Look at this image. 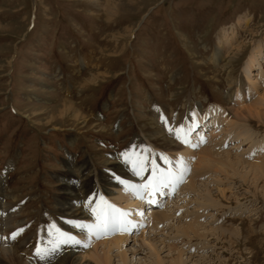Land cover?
<instances>
[{"label":"rangeland","instance_id":"374dc122","mask_svg":"<svg viewBox=\"0 0 264 264\" xmlns=\"http://www.w3.org/2000/svg\"><path fill=\"white\" fill-rule=\"evenodd\" d=\"M262 95L264 0H0V264H264Z\"/></svg>","mask_w":264,"mask_h":264},{"label":"bare ground","instance_id":"6f19581e","mask_svg":"<svg viewBox=\"0 0 264 264\" xmlns=\"http://www.w3.org/2000/svg\"><path fill=\"white\" fill-rule=\"evenodd\" d=\"M235 35V34H234ZM221 48H222V46L219 44L218 46H217V48H215V50H213V55H212V57H213V60L215 61L216 60V58L218 57V55H219V53H220V51H221ZM222 53V52H221ZM255 58L254 57H252L251 58V61H249V63L245 66V72H246V74H245V78L246 79H248V77H249V72L248 71H250L249 70V65L253 62V63H255ZM252 63V64H253ZM228 93H229V95H231V96H234V98L235 99H240V92L238 91V89L236 88V87H233V89H231L230 91H228ZM258 99H256V101H257ZM262 104L261 105H263L264 104V98H263V95H262ZM260 100V101H261ZM65 101H69L68 99H66ZM260 102H258V104H259ZM240 104V103H239ZM255 104V103H254ZM258 104H257V107L256 108H254V107H247V108H244V112L246 113V114H248V115H250V116H252V117H256L257 119H262L263 121H264V110H261V108L259 109L258 107ZM253 105V104H252ZM250 106V105H249ZM69 107V106H68ZM242 108V109H243ZM241 109V108H240ZM242 109H241V112L239 111V115H243V114H245V113H242ZM76 110V109H75ZM245 114V116H247ZM244 117V116H243ZM242 117V118H243ZM225 121H226V119H225ZM243 130V129H242ZM157 136H159V135H157ZM163 136V135H162ZM155 138V137H154ZM161 140V139H160ZM168 141H169V139H168ZM163 144V143H162ZM202 150V149H201ZM208 153V152H207ZM213 154V153H212ZM205 156H208L209 157V153H208V155H206V153H205ZM216 157V156H215ZM226 157V156H225ZM199 158V157H198ZM212 158V157H211ZM214 158V157H213ZM227 158H228V156H227ZM226 158V159H227ZM215 159V158H214ZM232 159V158H231ZM231 159H227V162L229 163V165H233V164H235V163H237V160L236 161H232ZM235 160V159H234ZM203 161V160H202ZM210 161V160H209ZM222 161V160H221ZM224 161V160H223ZM205 162V161H204ZM212 162V161H211ZM226 163V162H225ZM263 163V162H262ZM262 163H254L253 165H250V168H252V170H253V175H255L256 177H264V164H262ZM210 164V163H209ZM222 164V163H221ZM252 164V163H251ZM217 166V165H216ZM249 166V165H248ZM222 167V166H221ZM239 167V166H238ZM216 168V167H215ZM217 169V168H216ZM233 170L235 171L236 169L233 167ZM251 170V171H252ZM117 172H119V173H117ZM115 171V169H113V171H112V173H114L115 175L117 174V176L119 175V174H121V175H127V173H129L128 171H126V170H124V169H121V170H118V171ZM235 173H237V171H235ZM245 173V172H244ZM110 177H112V178H114V176L113 175H111ZM128 177H132V176H128ZM134 180H136V181H139V178L138 177H132ZM101 180H102V182L103 183H105L106 181V174L105 175H103L102 176V178H101ZM191 183V182H190ZM191 186V185H190ZM69 187V186H68ZM106 188V187H105ZM220 191H221V193H222V190L220 189ZM225 191V190H224ZM72 194V193H71ZM164 201V200H163ZM159 205V204H158ZM68 206H69V204H68ZM63 208V207H62ZM65 208V207H64ZM150 211L147 213L148 215L146 216V217H148L149 216V221L148 222H151V224L152 225H154V222L155 221H157V219L160 221H165L166 219H167V214H165L166 212H164L163 210H161V211H158V209H157V207H150ZM69 210V209H68ZM79 210V209H78ZM82 211V210H81ZM65 212V211H64ZM73 212V211H72ZM76 211H74L73 213H74V215H76V216H78V217H80L81 215H82V213L80 212V211H77L76 213H75ZM66 213V212H65ZM71 214V213H70ZM4 215L5 216H7V217H9L11 214H9V212H5L4 213ZM169 217V216H168ZM9 219V218H8ZM143 219V218H142ZM158 222V221H157ZM157 222H156V224H157ZM8 224V221H6L5 222V224H3V225H7ZM186 225V224H185ZM156 226V225H155ZM184 226V225H183ZM199 227V226H198ZM183 228V227H182ZM201 228H203V227H201ZM206 228V227H205ZM185 229H192L194 232L196 231V225H195V222L194 223H189V224H187L186 226H185ZM209 229V228H208ZM184 230V229H183ZM182 230V232H184ZM187 232H188V230H186ZM232 231V230H231ZM205 232V231H204ZM202 233V232H201ZM122 240V238L121 237H117V238H115L114 237V239H112L111 241H112V244H118V242L119 241H121ZM5 241L3 240V242H2V245L4 246L5 244ZM107 244V243H106ZM105 244V245H106ZM102 245V244H101ZM109 246L110 245H107V248L106 249H102V252H100V253H98V252H96V250H92V251H89V252H87L86 254L88 255V256H90L91 258H93L94 260H97L98 262H100V263H102V264H107L108 263V256H107V253H106V251L109 249ZM4 248V247H3ZM16 249V248H15ZM15 249L14 248H10V249H4V250H2V252H4V254H6V256H7V258H9V260L12 262V264L13 263H16L15 261V258H17V256L15 255V254H17L16 253V251H15ZM76 252H78V250H74L73 252H70V253H67V254H65V255H63L62 257H60L58 260H56L55 262H53V263H50V264H81L80 262H79V256L77 255V257H76ZM180 252H179V254L177 255V258H178V256H180ZM80 256H82V255H80ZM84 256V255H83ZM3 257V256H2ZM5 258V257H4ZM15 260V261H14ZM19 260V259H18ZM173 262H175V261H173ZM16 264H18V263H16ZM20 264V263H19ZM21 264H23V263H21ZM176 264H182V261H180V260H178L177 262H176Z\"/></svg>","mask_w":264,"mask_h":264},{"label":"snow or ice","instance_id":"6c2138e0","mask_svg":"<svg viewBox=\"0 0 264 264\" xmlns=\"http://www.w3.org/2000/svg\"><path fill=\"white\" fill-rule=\"evenodd\" d=\"M161 119L163 120V116H161ZM141 173L139 171L136 172V175H140ZM182 175V173H181ZM115 179H117L121 184L125 185V191L129 190V187L134 191V193L137 192V190L141 189V188H155L157 183H163L165 182V177L164 176H157V177H150V180L152 181L151 185H129V182L127 181H123L121 180L119 177H115ZM87 203V202H85ZM120 210L118 209H114L113 208V212L112 213H105V219H104V223L101 225L99 222L96 225H92L89 226L90 231H95V234L97 236H99L101 234V232L107 233L111 230H114L117 227L118 224V220H117V216H116V212H118ZM126 215V213H125ZM98 217V221H99V214H97ZM22 231V229H17L16 232L11 233V236L14 237L17 232ZM62 243L68 244V243H72V244H79L81 243L80 241L76 240L74 237H67L66 239H64L62 241ZM85 247L87 245H84ZM56 251V247H53L51 249L45 247L43 249H41L39 247V245L37 246V248L35 249V252L37 255L40 256L41 259L46 258L47 256H49L50 254H52L53 252Z\"/></svg>","mask_w":264,"mask_h":264}]
</instances>
